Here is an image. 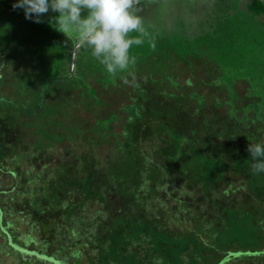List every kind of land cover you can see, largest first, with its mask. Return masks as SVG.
Here are the masks:
<instances>
[{
	"label": "rangeland",
	"instance_id": "374dc122",
	"mask_svg": "<svg viewBox=\"0 0 264 264\" xmlns=\"http://www.w3.org/2000/svg\"><path fill=\"white\" fill-rule=\"evenodd\" d=\"M15 2L0 0V208L14 241L59 238L65 264L77 250L79 264H149L160 235V264H264V172L247 151L264 144V0L140 1L134 79L85 47L72 71L78 36ZM4 241L0 229V264H57ZM43 243L29 247L61 258Z\"/></svg>",
	"mask_w": 264,
	"mask_h": 264
},
{
	"label": "clouds",
	"instance_id": "9594fccd",
	"mask_svg": "<svg viewBox=\"0 0 264 264\" xmlns=\"http://www.w3.org/2000/svg\"><path fill=\"white\" fill-rule=\"evenodd\" d=\"M140 0H16L13 10L23 9L25 19L41 23L50 10L63 34L78 33L77 44L91 50V55L115 78L129 72L137 63L132 47L142 45L149 35L143 18L138 15ZM136 33L137 35H132ZM155 51L156 44L150 41ZM128 81L125 80V83ZM254 173L264 172V144H249Z\"/></svg>",
	"mask_w": 264,
	"mask_h": 264
},
{
	"label": "flooded vegetation",
	"instance_id": "af4514ba",
	"mask_svg": "<svg viewBox=\"0 0 264 264\" xmlns=\"http://www.w3.org/2000/svg\"><path fill=\"white\" fill-rule=\"evenodd\" d=\"M140 1H143V0H140ZM261 8H262V6H263V2L262 1H260V2H258L257 3ZM262 13V12H261ZM59 15L58 13H54V12H52L51 10L47 13V14H45V15H43L42 17H41V19L43 20V22H45V24H48L49 26H51V27H55L57 30H60V31H62L60 28H59V26H58V23H57V20L55 19V17H57V16ZM65 34H67V35H72V36H75V37H77L78 36V33L77 32H75V31H72V33H65ZM69 35V36H70ZM78 38V37H77ZM40 178V177H39ZM30 181H27V184H25V187H28V185L30 184L29 183ZM22 185V184H21ZM14 188H16V184H15V186L13 187V189ZM15 198H16V196L14 197V199L13 200H15ZM19 202H21V201H19ZM31 208H28L27 206L26 207H24V211L26 212V214L29 216V217H31L32 215H31ZM37 209H40V207L38 206L37 207ZM23 211V212H24ZM4 212H3V210L0 208V229H1V231L4 233V234H6V237H7V241H4V242H6V244L9 246V248L11 247V248H13L15 251H17L20 255H22L23 257H29V258H32V259H36V262H38V261H51L52 259H53V262H57V264H65V261H64V258H63V256L65 257H67V254H65V248H62V247H64L62 244H61V242H60V239L59 238H57L56 240H55V238H54V240H52V242H48L47 241V243H43V241H39V242H36V241H32V237H31V235H33V233L32 232H30V237L29 238H25V239H23V241H22V244H20V243H17L16 241H14V236H13V234H12V232H11V229H10V227L12 228L13 226L11 225V223H10V221H8L7 222V225H3V223H1V220H2V218H1V215L3 214ZM29 219V218H28ZM30 220V219H29ZM19 230H20V228H19ZM27 234H29V233H27ZM26 234V235H27ZM34 239H37L35 236H34ZM29 240V241H28ZM27 241V242H26ZM34 242V244L36 245V246H38L40 243H43V244H45V245H54L55 243L58 245V246H61V258H59L58 257V255H57V257H51V258H48V256H46L44 253H40L39 252V250H37L36 249V247H29L32 243ZM45 242V241H44ZM91 244V243H90ZM150 244H152V246L150 247V249H151V251L149 252V253H146V255H145V258L147 259V261H148V263L149 264H160V262L163 260L162 258H161V256L159 255V254H156L155 252H154V250H156V248H158L159 247V245H161V243H160V240L158 241V240H156V243L155 242H150ZM39 247V246H38ZM157 252H159V250H157ZM260 253V252H259ZM72 254V253H71ZM83 254H86V253H84V251L83 250H77V251H74L73 252V254L71 255V256H75V260L73 259V264H79V262L81 261V260H83L82 259V256H83ZM95 254V253H94ZM252 254H250V253H240V254H230L229 256H227L228 257V259H226V257L225 256H223V257H221V259H219L217 262L218 263H216V264H226V263H228L229 264V261H230V258L231 257H237V256H239V257H243V256H245V257H247V256H251ZM52 256H54V255H52ZM60 256V255H59ZM96 254L95 255H93V257L92 258H90V260H88L89 261V264H93V262H94V260H95V258H96ZM157 256V257H156ZM86 257H87V254H86ZM77 260V262L75 263V261ZM154 261V262H153ZM206 261V260H205ZM37 264H40V263H37ZM203 264H205V263H203Z\"/></svg>",
	"mask_w": 264,
	"mask_h": 264
},
{
	"label": "trees",
	"instance_id": "16d2710c",
	"mask_svg": "<svg viewBox=\"0 0 264 264\" xmlns=\"http://www.w3.org/2000/svg\"><path fill=\"white\" fill-rule=\"evenodd\" d=\"M182 141L181 142H183V141H185L186 142V140L187 139H184V137H182V139H181ZM190 141V140H189ZM187 142H188V140H187ZM184 143V142H183ZM206 159V158H205ZM193 161L195 160V159H192ZM198 160V159H197ZM200 160H204L203 158H200ZM220 163H221V166H222V169L224 170V173H223V176H224V174H225V172L227 171V165L229 164L228 163V161H226L225 159H221V161H219ZM226 164V165H225ZM262 221L264 222V218L262 219ZM139 232V229H138V231H137V233ZM161 238H163V237H161L160 235H159V237H157V239H155V241H153V242H155L156 243V240H161ZM152 243V242H151Z\"/></svg>",
	"mask_w": 264,
	"mask_h": 264
},
{
	"label": "water",
	"instance_id": "95a60500",
	"mask_svg": "<svg viewBox=\"0 0 264 264\" xmlns=\"http://www.w3.org/2000/svg\"><path fill=\"white\" fill-rule=\"evenodd\" d=\"M77 40L78 38L75 40V48H74V52H73V61H72V71L75 70V64H76V59H77V53L79 51V45L77 44Z\"/></svg>",
	"mask_w": 264,
	"mask_h": 264
}]
</instances>
